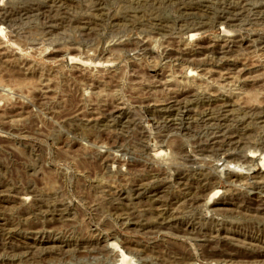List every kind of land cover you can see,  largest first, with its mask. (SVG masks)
Wrapping results in <instances>:
<instances>
[{"label":"rangeland","instance_id":"1","mask_svg":"<svg viewBox=\"0 0 264 264\" xmlns=\"http://www.w3.org/2000/svg\"><path fill=\"white\" fill-rule=\"evenodd\" d=\"M0 264H264V0H0Z\"/></svg>","mask_w":264,"mask_h":264}]
</instances>
